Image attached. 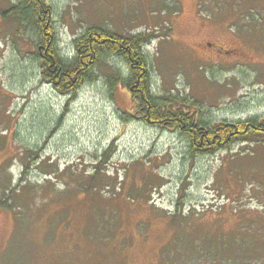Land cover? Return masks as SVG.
Here are the masks:
<instances>
[{
	"label": "rangeland",
	"instance_id": "1",
	"mask_svg": "<svg viewBox=\"0 0 264 264\" xmlns=\"http://www.w3.org/2000/svg\"><path fill=\"white\" fill-rule=\"evenodd\" d=\"M13 2L0 0V264H264V142L192 156L180 132L130 117L113 57L57 91L2 18ZM47 2L64 54L92 25L145 33L156 92L214 123L264 118V0Z\"/></svg>",
	"mask_w": 264,
	"mask_h": 264
},
{
	"label": "trees",
	"instance_id": "2",
	"mask_svg": "<svg viewBox=\"0 0 264 264\" xmlns=\"http://www.w3.org/2000/svg\"><path fill=\"white\" fill-rule=\"evenodd\" d=\"M1 15L17 25L15 35L20 40L30 36L29 40L36 46L32 58L40 63L43 78L63 94L75 95L85 83L97 81L100 64L113 57L123 61L127 69L115 68L108 82L111 89L119 81L129 89L136 106L134 113L129 112L130 117L150 126L180 132L192 156L199 152L214 153L241 141L264 142V118L255 116L214 123L204 116V107L195 99L156 92L152 65L145 50L148 42L145 33L126 36L106 26L92 25L74 39L72 53L64 54L47 0H14ZM107 153L105 150L103 156ZM32 158L35 159V154ZM25 165L24 175L28 173L29 163ZM46 176L53 178L54 174L46 173ZM2 204L9 206L5 200Z\"/></svg>",
	"mask_w": 264,
	"mask_h": 264
}]
</instances>
